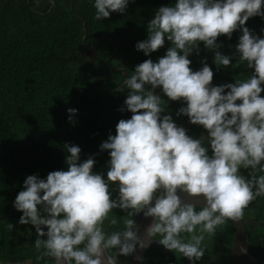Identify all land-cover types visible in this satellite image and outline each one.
<instances>
[{"label":"clouds","instance_id":"1","mask_svg":"<svg viewBox=\"0 0 264 264\" xmlns=\"http://www.w3.org/2000/svg\"><path fill=\"white\" fill-rule=\"evenodd\" d=\"M129 2L94 0L95 19L125 13ZM262 9L264 0H175L155 11L147 39L135 47L149 56L164 47L165 38L171 46L157 62L144 60L124 80L120 91L126 88L128 94L120 111L132 115L119 120L116 134L100 145L109 153L106 179L93 172L92 157L80 162L81 149L66 144L67 170L52 171L46 179L29 175L15 198L13 206L22 213L19 223L35 228L37 259L116 264L118 255L132 254L137 245L145 248L148 238L159 235L166 250L199 261L205 255V234L213 236L227 220H241L249 204L264 197V174L240 172L258 167L264 172V38L245 27L249 18L264 17ZM238 29L239 60L254 71L246 80L212 86V69L202 61L203 67L193 71L188 57L203 42L214 50L218 68L230 67V57L216 51V41L231 38ZM158 87L168 100L186 105L177 116L202 126L206 137L192 138L164 114L166 102L156 94ZM110 185L117 186L115 199ZM179 193L202 198L203 206L197 211ZM115 209L130 218L123 231L108 233L105 221L118 223L110 218ZM140 213L151 217L144 238L133 230V218ZM7 227L13 229L10 223Z\"/></svg>","mask_w":264,"mask_h":264},{"label":"trees","instance_id":"2","mask_svg":"<svg viewBox=\"0 0 264 264\" xmlns=\"http://www.w3.org/2000/svg\"><path fill=\"white\" fill-rule=\"evenodd\" d=\"M174 3L175 0H130L125 13L112 12L109 18L98 21L94 0H0V263L21 264L27 260L32 264H54L47 257L37 259L40 252L34 247L35 228L19 223L22 213L13 206L15 198L24 190L29 175L46 179L52 171L67 170L66 144L81 149L80 162L92 157L93 172L106 179L109 153L100 145L109 135L114 136L115 109L120 106L115 96L123 101L124 108L128 94L126 88L115 92L125 76L110 68L122 67L131 75L144 60L155 63L166 54L171 46L166 38L164 47L149 56L135 46L147 39V24L155 11ZM245 27L264 38V17L249 18ZM241 34L238 29L231 38L220 36L216 41L220 45L216 51L230 57V67L218 68L214 50L199 42V51L194 50L188 57L192 70L198 71L203 67L202 61L206 63L214 73L212 86L246 80L254 70L239 60L236 45ZM103 36L112 37L116 43L104 39L98 46L87 48ZM115 44L118 52L105 65ZM158 95L166 102L164 114H170L180 127L187 116L176 113L186 105L168 100L163 93ZM260 95L264 97V91ZM68 109L77 111L70 114ZM131 115L127 110L119 111L120 120L130 119ZM186 132L194 139L207 136L200 125H189ZM240 172L246 177L264 174L259 167ZM110 191L112 198H117V186L110 185ZM112 216L118 223L105 221V231H123L124 221L130 218L127 212L115 209ZM243 218L251 251L264 264V197L252 201ZM9 223L13 225L11 231ZM182 235L187 240V234ZM232 235L233 225L227 220L213 236L205 234L201 245L205 255L201 260L189 261L179 252L169 251L172 262L198 264L210 259L214 264H235L230 254ZM156 238L159 240L160 236ZM142 264H168V258L163 249L151 245Z\"/></svg>","mask_w":264,"mask_h":264},{"label":"water","instance_id":"3","mask_svg":"<svg viewBox=\"0 0 264 264\" xmlns=\"http://www.w3.org/2000/svg\"><path fill=\"white\" fill-rule=\"evenodd\" d=\"M83 30H84V35L82 37V42L83 44H85L84 41L86 38V25L84 21H83ZM104 39H107L109 41H112L113 43H116L112 37L103 36L97 41L95 45H93L92 47H87V48H93V47L98 46L100 42ZM117 52H118V45L115 44L114 52L112 53L110 57H108V59L105 60V65H108L107 62L113 57H115ZM110 69L122 72L123 75L125 76V79L129 75L125 71V69L122 67L116 68V69H113V68H110ZM123 83L124 81L121 82L120 85L115 89L116 93H119L120 89L123 87ZM115 98L117 99V101H120L118 96H115ZM122 107H123V104L120 102V106L117 109H115L114 135L116 134V131H115L116 125L120 120L119 111ZM179 195L181 196V199L185 203L195 204L199 208L203 206L202 198H190L185 193H179ZM133 219L135 221V227L133 230L137 231L138 237L144 238L146 236V228L151 223V217L146 218L143 216V213H140V214H137ZM230 221L232 222V225H233V235H232V240L230 244V254L232 256L234 263L235 264H262L256 260L253 252L251 251V248L248 242L246 222L244 218L242 217V219L239 221H232V220ZM145 242L147 244L145 248H140L139 245H137L136 250L132 254L128 256L118 255L116 258V264H142L145 253L151 245H154V246H157L163 249L168 258V264H173L170 252L158 243L157 238L150 237ZM204 263L214 264L213 261L210 259H203L198 264H204ZM29 264H32V263L29 261Z\"/></svg>","mask_w":264,"mask_h":264},{"label":"flooded vegetation","instance_id":"4","mask_svg":"<svg viewBox=\"0 0 264 264\" xmlns=\"http://www.w3.org/2000/svg\"><path fill=\"white\" fill-rule=\"evenodd\" d=\"M94 55L96 56V53H95ZM126 97H127V96H126ZM120 102L123 104V101L120 100ZM185 118H188V117H184V118L181 120L180 127H182V124H186V125L184 126V128L186 129L187 126H189V125H193V124H191V123H186V122L184 121ZM113 132H114V128H113ZM205 137H206V135H205ZM21 264H29V261H23Z\"/></svg>","mask_w":264,"mask_h":264},{"label":"rangeland","instance_id":"5","mask_svg":"<svg viewBox=\"0 0 264 264\" xmlns=\"http://www.w3.org/2000/svg\"><path fill=\"white\" fill-rule=\"evenodd\" d=\"M155 92H156V94L163 93L161 89H156ZM184 121H185L186 123H189L188 118H185ZM185 125H186V124H182V127H184Z\"/></svg>","mask_w":264,"mask_h":264},{"label":"built area","instance_id":"6","mask_svg":"<svg viewBox=\"0 0 264 264\" xmlns=\"http://www.w3.org/2000/svg\"><path fill=\"white\" fill-rule=\"evenodd\" d=\"M0 264H3V263H0Z\"/></svg>","mask_w":264,"mask_h":264}]
</instances>
